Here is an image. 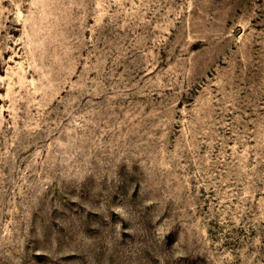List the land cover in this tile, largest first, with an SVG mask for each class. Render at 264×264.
<instances>
[{
  "label": "rangeland",
  "instance_id": "1",
  "mask_svg": "<svg viewBox=\"0 0 264 264\" xmlns=\"http://www.w3.org/2000/svg\"><path fill=\"white\" fill-rule=\"evenodd\" d=\"M0 264H264V0H0Z\"/></svg>",
  "mask_w": 264,
  "mask_h": 264
}]
</instances>
